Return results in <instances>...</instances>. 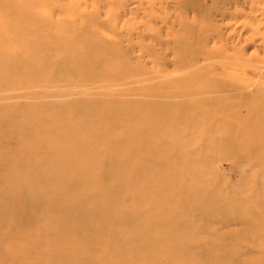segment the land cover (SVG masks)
Here are the masks:
<instances>
[{"label": "bare ground", "instance_id": "6f19581e", "mask_svg": "<svg viewBox=\"0 0 264 264\" xmlns=\"http://www.w3.org/2000/svg\"><path fill=\"white\" fill-rule=\"evenodd\" d=\"M6 6L15 33L0 30V264H232L243 245H259L246 235L227 245L213 228L235 223L253 236L264 221V97L207 79L193 58L182 78L144 86L158 101L107 98L121 93L111 90L9 102L13 90L59 94L71 82L119 86L122 76L106 42L76 41L49 6ZM106 134L120 138L117 148H104ZM223 157L250 167L228 189L208 170ZM254 248L246 264H264Z\"/></svg>", "mask_w": 264, "mask_h": 264}, {"label": "rangeland", "instance_id": "374dc122", "mask_svg": "<svg viewBox=\"0 0 264 264\" xmlns=\"http://www.w3.org/2000/svg\"><path fill=\"white\" fill-rule=\"evenodd\" d=\"M21 1L8 0V3L18 4ZM34 1L40 14L49 6L51 20L63 24L64 31L69 36L76 37V41L87 42L101 38L106 42L108 47L106 46L104 51L111 52L116 59L115 68H121V85L97 87L94 84H85L81 87L71 82L65 85L59 94L51 91L45 94H30L29 90L35 88H23L9 91V102L20 104L23 101H74L105 97V93L111 90H120L121 93L107 98H120L121 101L129 102L158 101L160 98L145 92L144 86L164 79L182 78L187 74L182 66L193 58L207 73V79L233 85L242 93L264 97V0ZM11 9L9 6L1 8L0 0V30L2 29L4 37L8 40L15 33L9 31L4 20ZM187 31L193 36L192 41L187 43L190 47L188 51L182 48ZM7 53L5 52V55ZM125 68L127 70H124ZM129 69L137 71V74ZM78 77H72L70 81H77ZM114 78L118 79L119 75ZM225 94L230 93L227 91ZM2 97L0 95V104L6 102ZM183 100L185 99L173 101ZM224 110L212 109L211 112L218 114ZM120 135L122 141L124 133L121 132ZM105 140L104 148L109 151L117 148L120 138L110 134ZM208 170L209 175L228 189L231 185L237 186L250 167L236 163L230 157H223L208 167ZM258 180L260 179L257 176L251 178L254 188ZM33 182L40 183L41 178L35 177ZM214 225L213 229L216 227V230H220L215 239L222 237L227 245L234 244L236 238L238 240L239 236L245 237L244 235L259 244L249 243V246L242 242L246 245H243L241 254L232 264H246V260L255 259L260 255L261 251L254 247L264 248V243L260 244V241L256 240L264 233L261 229L264 227V221L259 224L260 229L253 236L251 229L240 224L217 222ZM210 232L206 237L211 235ZM6 249V244L0 245V252Z\"/></svg>", "mask_w": 264, "mask_h": 264}]
</instances>
